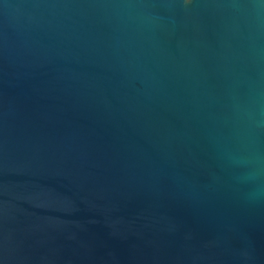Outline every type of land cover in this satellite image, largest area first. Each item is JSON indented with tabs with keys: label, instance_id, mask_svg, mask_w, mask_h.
<instances>
[{
	"label": "water",
	"instance_id": "1",
	"mask_svg": "<svg viewBox=\"0 0 264 264\" xmlns=\"http://www.w3.org/2000/svg\"><path fill=\"white\" fill-rule=\"evenodd\" d=\"M0 264H264V0H0Z\"/></svg>",
	"mask_w": 264,
	"mask_h": 264
}]
</instances>
